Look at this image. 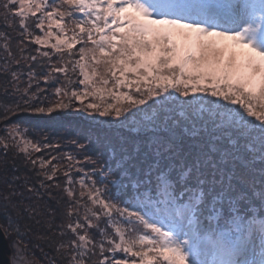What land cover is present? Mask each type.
<instances>
[{
    "label": "snow or ice",
    "instance_id": "obj_1",
    "mask_svg": "<svg viewBox=\"0 0 264 264\" xmlns=\"http://www.w3.org/2000/svg\"><path fill=\"white\" fill-rule=\"evenodd\" d=\"M0 101L8 123L143 114L114 164L87 133L44 159L58 143L6 128L39 164L0 174L11 264H38L31 237L47 264H264V0H0Z\"/></svg>",
    "mask_w": 264,
    "mask_h": 264
},
{
    "label": "trees",
    "instance_id": "obj_2",
    "mask_svg": "<svg viewBox=\"0 0 264 264\" xmlns=\"http://www.w3.org/2000/svg\"><path fill=\"white\" fill-rule=\"evenodd\" d=\"M15 36V33H12ZM41 87H46V85L41 84ZM52 89H48V97L44 99V102L47 103L48 99L54 100L55 97L51 95ZM177 99H183L182 97H178ZM3 103V101H0ZM151 104V102H149ZM159 101H157V104ZM175 106V105H174ZM150 111V110H149ZM179 109L177 108V112ZM84 115H87L85 117ZM139 116V114H138ZM137 116V117H138ZM90 117L93 119L92 116H89L86 113H76L74 109L67 110V111H57L52 113L51 115L45 113L42 116L39 114L36 115H27L25 113H19L15 116L10 118L11 123H8L2 119H0V127L4 126L5 124H14L18 123L21 124L22 127L28 128L25 133L32 135V132L42 134L45 137H48L49 140L53 144H59V147L56 149L53 148H46L42 149L41 155L44 159H47V155H63L64 153H72L77 154L80 153V150L70 143V140L74 137L78 138V134L80 133H87L91 140L92 144L90 145L91 148H95L97 150H102L104 155L109 159L111 163L114 164V160L112 157V147H119L120 144L127 142V146L129 148L134 147V141L142 135L139 130H134L133 128L129 129H114L110 123H120L116 121L115 117H99L98 115L95 116L93 121L90 120ZM136 118V117H129ZM126 123V122H125ZM129 124V120L127 121ZM35 141H44L40 138H37ZM81 143L87 144L88 141H81ZM19 150L15 148L9 149L7 155H5L3 149H0V174H2L5 170L8 171L10 175H12V169L16 168L17 171L14 173L15 175H19L22 179L25 176H30L33 182L38 183L39 178L36 176V172L39 170V164H37L36 169H32L31 165H26L24 161L23 155H18L17 153ZM47 154V155H46ZM89 154H93L91 151ZM41 157V156H39ZM77 159L83 160V154L77 155ZM53 163H56L53 161ZM67 161H62V164H66ZM7 166V169H5ZM78 167V166H77ZM73 176L77 178L75 170L73 171ZM65 177L63 176V169L58 175V182L61 186H64ZM56 192H60V189H54ZM12 238L15 237V233H12ZM32 245L29 247L32 248V251L35 253V260L38 264H47V261L44 259V255L48 252L47 245L41 241L36 239L35 237H31ZM7 247L12 248V239H6ZM39 244L43 247L44 251L42 252L40 247H35V245Z\"/></svg>",
    "mask_w": 264,
    "mask_h": 264
},
{
    "label": "rangeland",
    "instance_id": "obj_3",
    "mask_svg": "<svg viewBox=\"0 0 264 264\" xmlns=\"http://www.w3.org/2000/svg\"><path fill=\"white\" fill-rule=\"evenodd\" d=\"M151 111V110H150ZM19 113H25V114H27V115H36V114H38V113H33V112H18L17 114H19ZM40 116H42L43 114H39ZM143 114L141 113V114H139V116H142ZM85 117H87V115H84ZM139 116L138 117H136V118H130L129 119V124H127V122L125 123V122H121V121H118V120H116L117 122H120V123H110L112 126H114L113 128L114 129H118V128H122V129H126V130H128L129 129V126H131L130 128H133L134 130H138L137 128H135L133 125H132V120H134V119H137V118H139ZM90 120L91 121H93V119L90 117ZM12 125H18L19 126V128H20V130H21V132L22 133H25V131L26 130H28V128H23L22 127V125L21 124H18V123H14V124H11V125H9V124H5L4 126H2V127H0V137H3V136H5L7 133H6V128H11L12 127ZM28 133V132H27ZM26 133V135H27V139H29V140H37V138H40V139H42V140H44V135L45 134H42L40 137H39V135L40 134H37V133H34V132H32V135L33 136H31V135H29V134H27ZM12 147L10 146V149H11ZM0 149H3V146L2 145H0ZM18 150V149H17ZM47 155V154H46ZM39 156H41L42 157V155H41V153H37V152H34L33 153V158H36V157H39ZM47 157L49 158V155H47ZM74 177V176H73ZM74 178H76V177H74ZM6 240V239H5ZM8 252H9V254H8V259H9V264H11V262H12V260H13V256H14V253H13V248H9L8 247Z\"/></svg>",
    "mask_w": 264,
    "mask_h": 264
},
{
    "label": "water",
    "instance_id": "obj_4",
    "mask_svg": "<svg viewBox=\"0 0 264 264\" xmlns=\"http://www.w3.org/2000/svg\"><path fill=\"white\" fill-rule=\"evenodd\" d=\"M7 241L0 242V264H9Z\"/></svg>",
    "mask_w": 264,
    "mask_h": 264
}]
</instances>
